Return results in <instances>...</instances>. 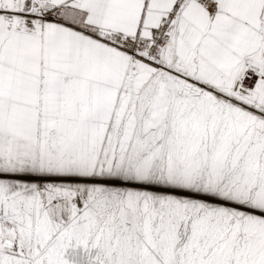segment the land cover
I'll return each instance as SVG.
<instances>
[{
    "label": "crops",
    "instance_id": "0c3cea01",
    "mask_svg": "<svg viewBox=\"0 0 264 264\" xmlns=\"http://www.w3.org/2000/svg\"><path fill=\"white\" fill-rule=\"evenodd\" d=\"M16 1L0 0V203L23 206L31 194L54 215L77 205L129 141L134 98L156 73L89 33L149 36L175 0H32L36 18L19 16ZM212 2H188L173 54L216 95L233 94L245 68L259 70L240 98L264 109V0ZM42 5L55 20L39 19Z\"/></svg>",
    "mask_w": 264,
    "mask_h": 264
},
{
    "label": "rangeland",
    "instance_id": "374dc122",
    "mask_svg": "<svg viewBox=\"0 0 264 264\" xmlns=\"http://www.w3.org/2000/svg\"><path fill=\"white\" fill-rule=\"evenodd\" d=\"M31 5L17 14L36 18ZM189 71L184 85L161 72L128 159L135 96L129 141L77 205L52 215L31 194L0 203V264H264V109ZM122 173L138 185L123 189Z\"/></svg>",
    "mask_w": 264,
    "mask_h": 264
},
{
    "label": "built area",
    "instance_id": "2783aa9c",
    "mask_svg": "<svg viewBox=\"0 0 264 264\" xmlns=\"http://www.w3.org/2000/svg\"><path fill=\"white\" fill-rule=\"evenodd\" d=\"M190 0H175L169 12L151 29L149 36L127 35L109 30L98 29L89 35L111 47L127 53L131 60L141 59L159 67L168 48L176 42L178 27L182 12ZM209 8L214 9L212 0H199ZM39 11L41 19L55 20L54 13L42 5ZM262 74L253 67H247L240 74L235 91L248 93L256 88Z\"/></svg>",
    "mask_w": 264,
    "mask_h": 264
},
{
    "label": "bare ground",
    "instance_id": "6f19581e",
    "mask_svg": "<svg viewBox=\"0 0 264 264\" xmlns=\"http://www.w3.org/2000/svg\"><path fill=\"white\" fill-rule=\"evenodd\" d=\"M9 1H10L11 5H15L17 2L16 0H9ZM37 16L39 17V12L37 13ZM173 46H174V44L168 48L167 52L165 53V55L162 59V62L159 65V67L162 65L163 68L160 70H159V67L157 68L156 73L153 75V77L151 78L149 83L144 87V89L141 91V93H139L138 98L135 101L134 110H135V115H136V124H135L134 130H133L132 137L130 139L129 147L127 148L128 149V159H129V156H131L135 153V148H136L135 146L138 143H140L144 116H145L146 112L148 111V109H150L149 108L150 103H151L152 97L155 93V89L159 83L161 72H164V70L170 71L172 73V76L170 78H171L172 82L174 81V83H176V82L173 79H177V77H176L177 75L181 76V78H178V79L182 82L181 84L184 85V81L182 78H184V76H186L188 74V71L191 69L189 67L188 69L185 70V73H179L176 71L177 62H180V61H178L177 58L173 54ZM185 85H186V83H185ZM173 86L175 87L174 84H173ZM186 87H188V85H186ZM185 90H187V88H185ZM209 96H211V95L209 94ZM206 97H208V96H206ZM130 169H132V168H130ZM139 172H140L139 174L142 173L140 169H139ZM135 180H136V177L131 176L129 173H125L122 176H120V181L118 182V184H120L123 189H126V188H129V185H138V184H136L138 181L136 182ZM145 184L147 185V183H145ZM145 184H141V185H145Z\"/></svg>",
    "mask_w": 264,
    "mask_h": 264
}]
</instances>
